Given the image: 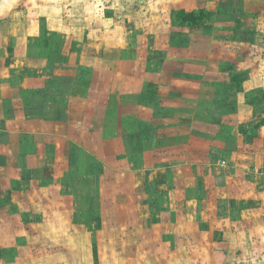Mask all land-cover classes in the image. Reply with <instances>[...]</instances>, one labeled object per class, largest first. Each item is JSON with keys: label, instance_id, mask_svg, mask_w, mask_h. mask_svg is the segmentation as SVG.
<instances>
[{"label": "rangeland", "instance_id": "374dc122", "mask_svg": "<svg viewBox=\"0 0 264 264\" xmlns=\"http://www.w3.org/2000/svg\"><path fill=\"white\" fill-rule=\"evenodd\" d=\"M181 10L205 16L183 25ZM0 45L18 52L0 66L8 82L35 80L3 96L50 99L59 119L83 97L75 133L90 146L99 123L108 163L137 184L106 162L61 189L42 168L20 161L7 181L0 165V264H208L212 250L264 264V0H0ZM151 155L159 199L140 191ZM185 161L196 181L172 191Z\"/></svg>", "mask_w": 264, "mask_h": 264}, {"label": "crops", "instance_id": "0c3cea01", "mask_svg": "<svg viewBox=\"0 0 264 264\" xmlns=\"http://www.w3.org/2000/svg\"><path fill=\"white\" fill-rule=\"evenodd\" d=\"M1 37H5L4 33L1 34ZM13 51L14 53H16L15 48L14 49L9 47L5 48L4 46L0 45V66H3L8 61V55L11 54ZM16 54H18V52ZM11 66H13V64H11ZM2 69L3 67L0 68V165L2 169H4L5 167L7 168L5 170L8 171V177H6L5 174H3L4 177H6L5 179H7V181L9 180L12 181L14 179L20 178L22 167L16 169V167L14 166L16 163L24 162L27 165L28 171H31L32 173H34L36 170L41 168L44 170L45 173L48 171L49 172L48 178L53 182L52 184H54L55 182L56 184H58V181H55L56 178L62 177L61 181L64 182L66 177L70 175L73 178H75L76 182L79 184L80 181L84 179L82 176H87L90 178L91 176H93L92 175L93 173L88 174V171H84L85 166L87 170L89 169L88 166L90 165V163H92L93 166H98V163L106 162L107 167L110 168V170L108 171H110L111 175L114 173V175L118 176V179L123 176L124 179L122 180H131V182L134 183V188L136 187L137 184L134 182L136 180L135 177L133 179V174H132L134 171L131 169V167H129L128 170H126V168L120 170L115 168L112 165V163H108L109 162L108 157H110L109 153H112V148H111L112 145H107V143L104 146L101 145L102 142L100 135L102 134L103 131L101 130L99 123L95 125L97 128L95 126H93L92 128L93 129L92 131L93 133H95V136L92 138V142L90 146L86 144L85 140L82 137L79 138L75 133V132L78 133V131H76L77 128L76 126L81 124V122H78L79 120L76 119L75 117L79 116L78 112L80 109H81L80 113L82 116L87 111L83 97H81V99L79 98H72L73 100L70 99V101L75 103V105L77 106L78 112L76 113V116L73 115L74 112L72 109L74 108L72 107L70 110L67 111L68 113L67 117L65 116L62 117V119H59L58 113L60 110L56 109L55 105H54V110H53V105H51V107L49 106L51 102H53L50 99L48 100L46 98L45 101L38 102L36 98L27 102L24 99L22 100L19 99V95L16 96L9 95L7 98H5L3 96V91L5 87H10L13 89V91H15L16 82L20 87V85L28 86L35 80L33 78H29V79L24 78L22 80L18 78L17 81H15V79L10 81L11 83L10 84L6 79V75L4 73L5 71H2ZM5 102L11 103V110L8 112L7 109L4 108L3 106ZM13 104L17 105V109H14ZM47 106L51 108L50 112L47 111L49 109L45 108ZM34 109L40 110L37 111L38 114L34 115ZM26 112L29 113V115L26 114ZM97 119L100 122V116ZM61 120L64 122H62ZM157 120L159 123V119ZM73 131L74 134H72ZM175 131H177L176 128H170L165 134L168 137H170L171 134L176 133ZM85 133L90 135V131H88L87 128L85 129ZM213 142H217V145L225 144L224 139L223 142H219L215 140ZM26 147L27 149H25ZM84 152H91L92 154V156L90 157L91 159L87 160V162H85ZM123 152L125 155V163H127L126 160L129 161L128 159L129 157L127 152L124 151V147H123ZM8 155L10 156L8 157ZM121 155L122 154L120 153V156ZM38 157L40 158L42 157L43 167L38 168L37 165ZM8 158H11L15 162H13V164L11 165L12 160ZM145 159H147V161L144 163V166H147V169L144 170L149 171L148 174L149 179L148 182L145 180L141 182L140 191L144 193L146 191V187H148V189L149 188L151 189V192L158 194L155 196V198L159 199L160 193L164 189L160 188L158 186V182L154 183L152 179L154 174L158 173L157 170H162L163 172L164 169H161L162 167H153L152 164H150L151 161L155 162L153 155H151V157L148 156ZM73 161L76 162V165H74L75 163H73ZM130 165L131 164H129V166ZM191 165H193V163L187 164L186 161L184 164L177 165L176 174L173 177L172 191L179 190L180 188L179 185L181 184L186 185L191 183L192 181L194 182L196 181L197 172L196 170L193 169V167H190ZM5 170H2V172ZM141 173H143V170L141 171ZM256 174L257 173H254L252 175L256 177H260L259 175ZM160 176H161L160 179H162L163 178L162 174H160ZM30 180L37 181L36 178L34 177L33 179ZM2 182H5L4 178L2 179ZM61 184H58L59 188L62 187ZM147 184H151V185L148 186ZM175 186H179V188H175ZM186 186L191 187L190 185H186ZM44 187L46 188V186ZM12 190H14V194H15V189L13 188ZM16 195H19L18 198H20L21 193L19 194V192L16 191ZM27 197L32 198L31 189L28 190ZM173 199L174 198H172L169 205L167 206L169 209H172L175 205V201ZM126 206L127 204H125V207ZM174 211L176 212V214L183 212L177 209H175ZM211 241L213 242V240ZM219 251L220 250L211 251L207 260L208 264H220L223 257L219 256L218 254L220 253Z\"/></svg>", "mask_w": 264, "mask_h": 264}, {"label": "trees", "instance_id": "16d2710c", "mask_svg": "<svg viewBox=\"0 0 264 264\" xmlns=\"http://www.w3.org/2000/svg\"><path fill=\"white\" fill-rule=\"evenodd\" d=\"M205 16V12L203 10H191V11H185L181 10L178 12L177 17L180 20V22L184 25H195L203 19Z\"/></svg>", "mask_w": 264, "mask_h": 264}]
</instances>
